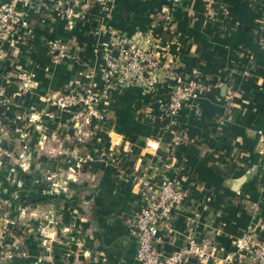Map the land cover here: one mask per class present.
I'll return each mask as SVG.
<instances>
[{"label": "crops", "instance_id": "0c3cea01", "mask_svg": "<svg viewBox=\"0 0 264 264\" xmlns=\"http://www.w3.org/2000/svg\"><path fill=\"white\" fill-rule=\"evenodd\" d=\"M53 3L29 7L25 35L0 42V248L23 253L7 264H138L144 179L184 193L156 246L193 236L208 256L183 264H252L236 240L259 238L264 221V0H74L71 21ZM117 35L154 44L176 77L149 90L113 80L89 113L52 107L59 92L104 87ZM53 41L69 46L60 61ZM177 79L199 86L171 122L162 106ZM33 110L54 117L27 122Z\"/></svg>", "mask_w": 264, "mask_h": 264}, {"label": "built area", "instance_id": "2783aa9c", "mask_svg": "<svg viewBox=\"0 0 264 264\" xmlns=\"http://www.w3.org/2000/svg\"><path fill=\"white\" fill-rule=\"evenodd\" d=\"M39 0H7L0 3V42L9 40L16 42L25 35L28 29V8ZM104 4L105 0H95ZM209 5L215 0H200ZM74 0H54V10L62 12L71 21L76 16L73 10ZM115 35V33H114ZM115 53L107 52L104 64V77L106 84L98 89L95 86H81L74 91L59 92L48 99V103L56 110L73 109L79 113L92 112L93 107L105 99L109 90V83L115 80L120 86H139L144 90L150 89L153 83L159 81L160 75L169 78L174 74L173 67L161 62L163 57L156 51L153 44H143L135 37L117 35L114 38ZM52 58L60 61L69 53V46L64 41H53L50 45ZM158 79V80H157ZM30 78L23 76V86H28ZM199 82L179 79L171 86L168 98L162 106L166 119L173 122L177 111L184 102L193 95ZM4 92L0 88V104H5ZM42 116L54 117V112L33 110L26 115L30 123L40 122ZM256 152L262 158L264 170V131L257 134ZM143 189L147 192L146 203L137 212L133 222V232L136 236L135 260L138 264H183L189 256L207 257L208 253L203 244L193 236L185 239L183 246L171 252H164L156 246L152 239L161 231L169 229L170 216L176 206H180L184 193L174 180L165 179L160 188L155 191L145 179L142 181ZM5 204L0 199V220L5 217ZM261 236L256 238L250 231H245L236 240V252L246 250L251 254L252 264H264V221L259 225ZM39 230V233H43ZM23 254L11 248H0V264H7L15 256ZM232 254L227 256L231 259Z\"/></svg>", "mask_w": 264, "mask_h": 264}]
</instances>
